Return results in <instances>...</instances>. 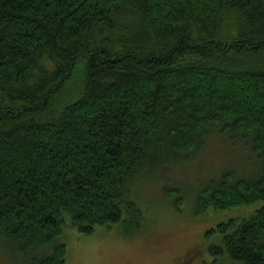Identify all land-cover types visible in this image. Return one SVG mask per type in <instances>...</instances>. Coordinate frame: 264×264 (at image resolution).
Instances as JSON below:
<instances>
[{"label": "trees", "instance_id": "16d2710c", "mask_svg": "<svg viewBox=\"0 0 264 264\" xmlns=\"http://www.w3.org/2000/svg\"><path fill=\"white\" fill-rule=\"evenodd\" d=\"M213 131L258 164L195 176L189 216L253 209L191 258L264 264V0H0V249L17 263L66 264L68 225L143 231L140 182Z\"/></svg>", "mask_w": 264, "mask_h": 264}, {"label": "rangeland", "instance_id": "374dc122", "mask_svg": "<svg viewBox=\"0 0 264 264\" xmlns=\"http://www.w3.org/2000/svg\"><path fill=\"white\" fill-rule=\"evenodd\" d=\"M220 133L213 131L206 144L208 150L201 156L194 155L192 164L159 171L154 177H142L137 195L145 198L142 204L149 222L140 233L126 234L117 224L111 228L99 226L93 234L83 235L73 226H66L62 237L67 246L66 264H205L211 261L205 247L192 258L190 250L203 240L208 229L248 214L253 206L190 217L193 197L189 190L197 188L195 176L203 175L198 179L202 183L203 177L209 178L208 172H218L216 165L228 164L237 176H248L258 164L248 142L242 138L231 141ZM188 168L193 172L189 182L186 178ZM171 190L174 196L169 197L167 193ZM176 196L183 197L182 212L178 210ZM5 253L0 249V264H19Z\"/></svg>", "mask_w": 264, "mask_h": 264}]
</instances>
